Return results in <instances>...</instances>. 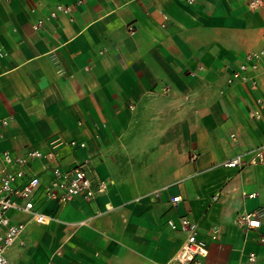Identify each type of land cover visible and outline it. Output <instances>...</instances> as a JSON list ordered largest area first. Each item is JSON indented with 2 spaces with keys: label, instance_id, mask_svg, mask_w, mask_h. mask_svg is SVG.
<instances>
[{
  "label": "crops",
  "instance_id": "1",
  "mask_svg": "<svg viewBox=\"0 0 264 264\" xmlns=\"http://www.w3.org/2000/svg\"><path fill=\"white\" fill-rule=\"evenodd\" d=\"M78 1L0 0V162L60 137L84 144L59 146L60 164H85L107 189L64 205L40 189L35 209L50 220L8 212L24 231L7 259L165 264L184 238L167 222L187 216L208 249L203 264H264V217L253 230L236 224L264 208V118H250L264 74L227 82L246 53L264 49V8ZM57 5L71 10L49 18ZM236 156L240 166L223 165Z\"/></svg>",
  "mask_w": 264,
  "mask_h": 264
},
{
  "label": "built area",
  "instance_id": "2",
  "mask_svg": "<svg viewBox=\"0 0 264 264\" xmlns=\"http://www.w3.org/2000/svg\"><path fill=\"white\" fill-rule=\"evenodd\" d=\"M191 4L195 0H180ZM82 3V0L77 2ZM248 7L251 10L264 8V0H250ZM70 7L57 5L50 12L49 18H57L59 14L70 12ZM42 21L34 25V29L42 26ZM0 53V56H3ZM256 74H264V49L246 53L242 60L232 70L227 79L228 84L235 81H247L249 77ZM262 108H264V96L255 99L250 111L252 120H261ZM3 124H7L4 120ZM69 144L81 146L74 141L65 142L60 137L49 141V150H30L24 155L14 156L8 151L3 152L0 162V264H11L5 252L19 244L24 231L23 223H13L8 212L27 214L34 222L46 224L49 217L35 209L33 198L41 189L47 199L64 205L70 201L80 198L85 202L92 201L98 194L106 191L107 183L103 180H93L85 164H79L70 168H64L58 158L57 148ZM261 159V151L257 152ZM36 163L40 165V172H33L30 167ZM241 164V156L225 162L226 167H238ZM42 173L50 175L48 181L44 180ZM245 194V193H244ZM249 197L255 194H249ZM181 197H171V203L176 206ZM264 217V208H259L249 213L240 214L236 218V224L246 231L256 229L260 226V219ZM82 224V223H81ZM171 230H179L184 234L183 241L179 248L173 253L165 264H203V259L208 254L206 244L198 238L197 224L187 216L181 217L178 221L167 222ZM253 254L249 260H253Z\"/></svg>",
  "mask_w": 264,
  "mask_h": 264
}]
</instances>
